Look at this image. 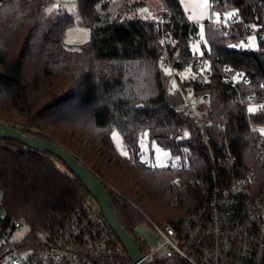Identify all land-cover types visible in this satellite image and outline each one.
I'll return each mask as SVG.
<instances>
[{
  "label": "trees",
  "instance_id": "1",
  "mask_svg": "<svg viewBox=\"0 0 264 264\" xmlns=\"http://www.w3.org/2000/svg\"><path fill=\"white\" fill-rule=\"evenodd\" d=\"M53 1L0 0V119L54 140L78 158L104 184L118 222L142 252L135 226L179 218L193 206L192 196L209 185L205 149L194 120L177 110L181 97L168 86L166 56L174 70L192 71L180 76L182 83L210 92L202 115L214 133L220 114H229L231 150L247 165L254 163L252 142L259 133L252 124L264 122V111L250 113L234 103L225 76L241 71L248 81H239L240 88L261 95L264 40L256 48L235 46L236 36L209 19L189 21L179 0H157L149 18L137 14L146 0H73L76 20L60 4L46 13ZM213 1L210 10H233L223 23L229 30L264 32V0ZM75 23L87 27L88 39L70 47L63 37ZM196 39L200 53L191 49ZM113 130L127 154L116 149ZM182 134L187 140L177 138ZM144 137L172 153L189 147L187 165H149L137 155ZM172 175L181 181L193 177L195 190L170 184ZM0 190L3 220L27 225L28 239L63 225L89 196L60 160L9 139H0Z\"/></svg>",
  "mask_w": 264,
  "mask_h": 264
},
{
  "label": "built area",
  "instance_id": "2",
  "mask_svg": "<svg viewBox=\"0 0 264 264\" xmlns=\"http://www.w3.org/2000/svg\"><path fill=\"white\" fill-rule=\"evenodd\" d=\"M211 4L214 6L215 2L212 0ZM218 14V19L209 20L236 36L235 46H245L250 36L264 40L261 29L249 30L244 35L229 30L223 24L222 13ZM164 66L170 72L169 88L181 97L177 110L194 120L198 139L204 146L209 185L207 190H198L197 196H192L193 206L179 218L162 222L148 219L156 239L152 248L145 246L140 252L141 259L146 264H264V122L252 124L259 131L252 142L254 163L241 164L226 134L229 114H220L213 123L214 133L211 121L202 115L210 92L196 91L191 84L182 83V73L173 69L168 56ZM225 81L231 86L234 103L250 113L264 111V92L258 95L240 88L239 81H248L241 71L228 74ZM177 138L187 140L188 136L182 134ZM190 153L189 147H182L174 153L180 156L177 164L173 166L169 161L168 167L184 168ZM137 155L141 158L140 151ZM168 182H176L190 192L196 186L193 177L181 181L172 175ZM3 218L0 190V244L4 246L0 264H135L90 195L81 200L63 225L37 239H10L23 223L6 222ZM11 228L13 232L9 233ZM26 249L29 252L24 253Z\"/></svg>",
  "mask_w": 264,
  "mask_h": 264
},
{
  "label": "rangeland",
  "instance_id": "3",
  "mask_svg": "<svg viewBox=\"0 0 264 264\" xmlns=\"http://www.w3.org/2000/svg\"><path fill=\"white\" fill-rule=\"evenodd\" d=\"M181 8L185 14V17L192 22L201 23L207 19H218L219 12L215 10H210V0H179ZM62 6L66 10L70 11L73 14L74 19L76 20L78 17L74 11V2L73 0H56L50 2L45 7V12L50 13L55 7ZM159 8V2L157 0H146L144 5V10L137 14L149 18L155 14V11ZM233 13V10H227L222 13L223 23L226 22V18ZM202 38V37H201ZM88 39V29L86 26L80 23H75L74 25L68 27L65 30L63 41L67 46L76 47L77 45L83 43ZM200 42L201 39H196L191 42V49L194 52L200 53ZM246 46H250L251 48L257 47V40L255 37L250 36L247 40ZM192 72V71H191ZM191 72L182 73L184 76H192ZM197 74V73H195ZM183 113V112H182ZM0 122H4L3 119H0ZM7 123V122H5ZM111 138L114 142L116 149L122 153L127 154L128 151L125 149L123 145V141L116 130L111 132ZM140 153L141 159L147 162L149 165L156 168H163L169 166V161L172 162V165L175 166L177 164L180 156L178 154H174L168 149L161 147L156 144L154 141H149L147 137H144L142 142L140 143ZM154 221V220H152ZM165 221L161 220L160 222ZM156 222V221H155ZM28 233L27 225L23 224L20 228L16 229L10 239L12 240H22L26 238ZM134 233L139 240L143 242L145 246L148 248H152L155 244V233L152 226L146 221L139 222L135 228ZM144 246V247H145ZM24 253L29 252V249L23 251Z\"/></svg>",
  "mask_w": 264,
  "mask_h": 264
},
{
  "label": "water",
  "instance_id": "4",
  "mask_svg": "<svg viewBox=\"0 0 264 264\" xmlns=\"http://www.w3.org/2000/svg\"><path fill=\"white\" fill-rule=\"evenodd\" d=\"M0 139L17 141L29 148L48 153L65 164L73 175L81 181L89 195L94 199L109 227L122 243L128 255L131 256L132 261L135 264H146L141 259V253L136 241L118 222L112 210L110 197L104 184L71 152L54 140L25 134L5 122H0Z\"/></svg>",
  "mask_w": 264,
  "mask_h": 264
},
{
  "label": "snow or ice",
  "instance_id": "5",
  "mask_svg": "<svg viewBox=\"0 0 264 264\" xmlns=\"http://www.w3.org/2000/svg\"><path fill=\"white\" fill-rule=\"evenodd\" d=\"M232 15H234V13ZM250 111H253V109H250Z\"/></svg>",
  "mask_w": 264,
  "mask_h": 264
}]
</instances>
